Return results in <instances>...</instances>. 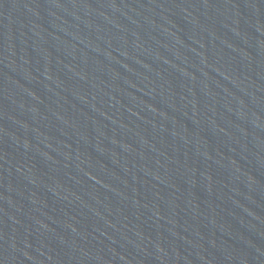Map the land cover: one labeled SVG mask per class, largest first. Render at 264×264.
I'll list each match as a JSON object with an SVG mask.
<instances>
[{"label":"water","instance_id":"1","mask_svg":"<svg viewBox=\"0 0 264 264\" xmlns=\"http://www.w3.org/2000/svg\"><path fill=\"white\" fill-rule=\"evenodd\" d=\"M0 264H264V0H0Z\"/></svg>","mask_w":264,"mask_h":264}]
</instances>
